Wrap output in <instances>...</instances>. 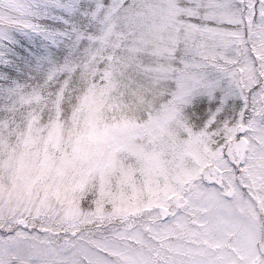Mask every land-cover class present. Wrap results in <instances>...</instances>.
<instances>
[{
    "label": "snow or ice",
    "instance_id": "obj_1",
    "mask_svg": "<svg viewBox=\"0 0 264 264\" xmlns=\"http://www.w3.org/2000/svg\"><path fill=\"white\" fill-rule=\"evenodd\" d=\"M0 264H264V0H0Z\"/></svg>",
    "mask_w": 264,
    "mask_h": 264
}]
</instances>
